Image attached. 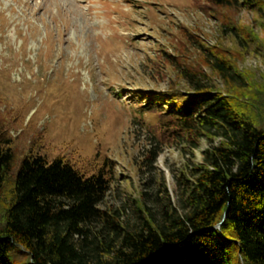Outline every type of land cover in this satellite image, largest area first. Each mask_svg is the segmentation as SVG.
Instances as JSON below:
<instances>
[{
    "label": "rangeland",
    "instance_id": "rangeland-1",
    "mask_svg": "<svg viewBox=\"0 0 264 264\" xmlns=\"http://www.w3.org/2000/svg\"><path fill=\"white\" fill-rule=\"evenodd\" d=\"M209 49L244 74L249 90L240 98L260 112L264 0L230 8L205 0H0V132L17 161L29 147L79 164L112 161L101 207L132 224L168 197L176 201L179 179L189 178L209 145L160 138L158 112L139 107L147 95L190 91L186 68L227 92L207 64Z\"/></svg>",
    "mask_w": 264,
    "mask_h": 264
},
{
    "label": "trees",
    "instance_id": "trees-1",
    "mask_svg": "<svg viewBox=\"0 0 264 264\" xmlns=\"http://www.w3.org/2000/svg\"><path fill=\"white\" fill-rule=\"evenodd\" d=\"M206 61L227 92L186 68L190 91L147 95L139 107L158 112L160 138L181 139L192 149L201 138L209 145L189 178L179 179L176 201L168 197L157 213L147 208L132 224L101 207L112 161L79 164L31 147L17 161L12 139L0 132V199L7 198L0 264H264V121L258 119L264 101H256L258 113L244 104L246 77L222 52L209 49ZM148 152L154 162L156 147Z\"/></svg>",
    "mask_w": 264,
    "mask_h": 264
}]
</instances>
